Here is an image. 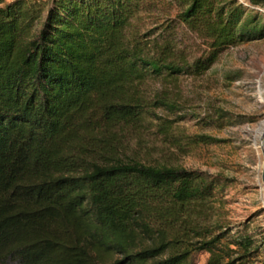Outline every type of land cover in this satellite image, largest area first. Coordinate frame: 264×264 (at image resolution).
<instances>
[{
    "label": "trees",
    "instance_id": "trees-1",
    "mask_svg": "<svg viewBox=\"0 0 264 264\" xmlns=\"http://www.w3.org/2000/svg\"><path fill=\"white\" fill-rule=\"evenodd\" d=\"M171 1L139 34L147 0H0V264H264L261 240L214 221L220 180L135 157L142 86L264 38L237 0ZM155 125L176 150L211 140Z\"/></svg>",
    "mask_w": 264,
    "mask_h": 264
},
{
    "label": "rangeland",
    "instance_id": "rangeland-1",
    "mask_svg": "<svg viewBox=\"0 0 264 264\" xmlns=\"http://www.w3.org/2000/svg\"><path fill=\"white\" fill-rule=\"evenodd\" d=\"M147 1L149 9L136 23L139 34L173 19L178 11L171 0ZM237 1L264 16V5ZM195 50L191 49L197 54ZM142 89L156 107L151 111L154 124L137 138L139 146L132 142L135 157L220 180L222 188L213 199L214 221L228 225L231 236L248 233L261 240L259 258L264 259V158L260 147L264 130V38L226 49L199 77L149 81ZM165 119L174 136L202 135L211 139L209 144L176 150L155 127ZM207 257L199 253L197 264H206Z\"/></svg>",
    "mask_w": 264,
    "mask_h": 264
},
{
    "label": "water",
    "instance_id": "water-1",
    "mask_svg": "<svg viewBox=\"0 0 264 264\" xmlns=\"http://www.w3.org/2000/svg\"><path fill=\"white\" fill-rule=\"evenodd\" d=\"M263 141H264V130L260 134V147H261L262 155H263V158H264V144H263ZM261 180H262V183L264 185V163H263V171H262V175H261Z\"/></svg>",
    "mask_w": 264,
    "mask_h": 264
}]
</instances>
